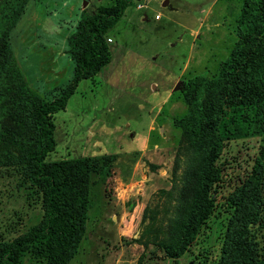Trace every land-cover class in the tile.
Wrapping results in <instances>:
<instances>
[{"label":"rangeland","instance_id":"rangeland-1","mask_svg":"<svg viewBox=\"0 0 264 264\" xmlns=\"http://www.w3.org/2000/svg\"><path fill=\"white\" fill-rule=\"evenodd\" d=\"M112 1H25L6 41L41 99L55 98L72 76L66 38L82 9L93 13ZM161 2L132 0L106 32L109 62L80 80L64 110L53 116L55 147L46 161L112 156L105 176H90L84 233L68 264L172 263L157 241L167 236L186 168L188 151L174 124L187 112L182 83L195 75L215 76L237 39L243 0ZM223 156L217 208L178 264L215 263L228 199L255 158L262 163L264 204V138L230 141ZM41 215L40 194L24 178L22 165L0 164V240L26 232ZM253 231L258 252L264 253V220ZM16 264L44 260L27 246Z\"/></svg>","mask_w":264,"mask_h":264},{"label":"trees","instance_id":"trees-1","mask_svg":"<svg viewBox=\"0 0 264 264\" xmlns=\"http://www.w3.org/2000/svg\"><path fill=\"white\" fill-rule=\"evenodd\" d=\"M26 0H0V164L20 163L24 178L40 194L42 215L26 232L0 240V264H16L30 246L44 264H68L84 233L92 174L106 175L112 156L46 161L54 150L53 116L64 110L80 80L109 62L106 32L132 0L82 9L67 36L74 62L72 76L48 101L25 81L6 35ZM237 39L215 76L195 75L182 83L184 117L174 120L188 151L181 183L174 193L175 210L157 244L171 264L188 250L216 210L223 182L226 144L264 138V0H243L236 20ZM262 157V155H261ZM260 158L226 205L227 217L214 264H264L254 228L264 220Z\"/></svg>","mask_w":264,"mask_h":264},{"label":"water","instance_id":"water-1","mask_svg":"<svg viewBox=\"0 0 264 264\" xmlns=\"http://www.w3.org/2000/svg\"><path fill=\"white\" fill-rule=\"evenodd\" d=\"M167 3V0H162L161 4L162 5H165ZM82 4H85V1L82 3ZM178 88V83H176L174 86H173V89H177Z\"/></svg>","mask_w":264,"mask_h":264},{"label":"built area","instance_id":"built-area-1","mask_svg":"<svg viewBox=\"0 0 264 264\" xmlns=\"http://www.w3.org/2000/svg\"><path fill=\"white\" fill-rule=\"evenodd\" d=\"M157 17V16H156Z\"/></svg>","mask_w":264,"mask_h":264}]
</instances>
